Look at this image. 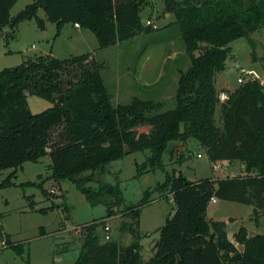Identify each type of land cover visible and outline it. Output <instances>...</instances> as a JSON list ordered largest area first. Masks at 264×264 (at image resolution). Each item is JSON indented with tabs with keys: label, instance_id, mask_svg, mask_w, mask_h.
Returning <instances> with one entry per match:
<instances>
[{
	"label": "trees",
	"instance_id": "obj_1",
	"mask_svg": "<svg viewBox=\"0 0 264 264\" xmlns=\"http://www.w3.org/2000/svg\"><path fill=\"white\" fill-rule=\"evenodd\" d=\"M163 1L191 57L189 68L180 71L176 107L163 110L162 102L140 97L114 105L102 64L91 53L65 59L41 55L4 68L0 71V172L14 170L0 182V190L15 185L12 179L25 162L49 155L52 178L73 181L90 202L106 204L112 217L124 203L123 194L119 185L96 179L98 170L135 152H148L138 164V175L165 169L163 156L171 145L194 138L211 161L239 160L248 175L192 181L181 171L168 172L167 179L147 190L138 204L126 207L132 219L123 224L133 236L129 245L103 241L99 228L104 221L87 223L81 229L83 244L75 264H264V233L249 235L247 227L241 226L234 242L225 221L207 216L213 199L253 205L264 214V84L249 80L230 92L225 102L219 100L216 87L233 41L247 38L254 54L252 34L264 28V0ZM17 2L0 0V29H14L35 19L42 29L47 21L55 23L59 35L65 22H77L96 35L101 48L156 29L146 26L141 16L150 0H36L12 16ZM41 9L46 18L39 16ZM28 95L54 105L34 114ZM219 105L223 126L215 118ZM139 126L150 130L139 131ZM58 127L61 130L52 142L51 133ZM155 191H169L175 209L159 229L154 253L146 260L141 253L139 219ZM43 192L48 194L45 188ZM0 239L20 248L2 225Z\"/></svg>",
	"mask_w": 264,
	"mask_h": 264
},
{
	"label": "rangeland",
	"instance_id": "obj_2",
	"mask_svg": "<svg viewBox=\"0 0 264 264\" xmlns=\"http://www.w3.org/2000/svg\"><path fill=\"white\" fill-rule=\"evenodd\" d=\"M35 1L18 0L11 15H17ZM166 13L164 1L153 0L141 16L146 26L147 20H151L150 26L156 29L106 48L100 47L92 31L76 28L73 22H65L59 35H56L57 25L49 21L45 29L40 28L35 19L23 21L14 29L4 27L0 29V71L41 55L65 59L88 52L102 64L114 105L140 97L162 102L163 110L173 109L177 105L180 71L189 68L191 57L179 27L173 24V13L169 17ZM39 16L46 18L45 11L39 10ZM252 38L255 40L254 54L245 37L231 43L232 52L226 68L216 77L218 91L226 90L230 96V92L250 78L264 79V28L253 33ZM239 67L253 72L245 77L244 83L238 82ZM28 101L34 114L54 105L36 95H28ZM215 118L217 125L223 126L220 105ZM60 130V127L53 129L52 142L57 140ZM138 130L149 131L150 127L139 126ZM170 150L163 156L165 169L157 168L138 175V164L145 161L148 152H135L114 160L106 169L94 174L104 183L119 185L122 191L124 203L115 209L112 217H108L106 204L90 202L73 181L59 182L52 178L49 155L38 162H25L12 179L15 185L0 190V225L12 243L20 245L17 249L0 239V264H75L83 244L81 229L93 221H104L105 225L99 228L103 241L117 240L129 245L133 236L123 224L132 219L126 207L138 204L147 190L155 189L167 179L168 172L181 171L189 180L248 175L244 163L239 160L211 161L207 151L194 138L184 143L177 141ZM13 170L1 171L0 182ZM89 174L90 171L85 173ZM28 182L34 184L28 185ZM93 186H97V182ZM174 209L173 195L169 191H155L150 203L141 208L139 231L143 235L140 243L144 259L153 255V246L160 237L159 229ZM207 216L226 221L231 240L241 226L247 227L249 235L264 233V214L257 212L253 205L219 199L211 201Z\"/></svg>",
	"mask_w": 264,
	"mask_h": 264
},
{
	"label": "built area",
	"instance_id": "obj_3",
	"mask_svg": "<svg viewBox=\"0 0 264 264\" xmlns=\"http://www.w3.org/2000/svg\"><path fill=\"white\" fill-rule=\"evenodd\" d=\"M152 24V21L151 20H147V25H151ZM75 26L76 27H81L80 26V24L79 23H75ZM239 69H240V76H239V78H238V82L239 83H244V81H245V77L247 76V75H251V74H253V72L252 71H248V70H245L243 67H239ZM255 79H258V78H250V80H255ZM260 80V79H259ZM260 82L262 83V84H264V79L263 80H260ZM229 99V95H228V92L227 91H225V90H221L220 91V93H219V100L221 101V102H225V101H227ZM198 156H201V154H198ZM213 201H216V199H213Z\"/></svg>",
	"mask_w": 264,
	"mask_h": 264
},
{
	"label": "crops",
	"instance_id": "obj_4",
	"mask_svg": "<svg viewBox=\"0 0 264 264\" xmlns=\"http://www.w3.org/2000/svg\"><path fill=\"white\" fill-rule=\"evenodd\" d=\"M153 0H150V3L152 2ZM149 6V5H148ZM166 15L169 17V16H171V14L170 13H166ZM170 23V22H169ZM74 26H75V23H74ZM76 27V26H75ZM76 28H82V27H76ZM87 30H89V29H87ZM89 52H91V51H89ZM86 53H88V52H86ZM84 54V53H83ZM81 55V54H80ZM217 87V86H216ZM217 89H218V87H217ZM192 181H196V180H192ZM217 200H219V199H216V201ZM226 222V221H225ZM226 224H227V222H226ZM228 225V224H227ZM226 229H227V227H226ZM227 233H228V231H227ZM234 234H235V232H234ZM81 236V235H80ZM228 237H230L229 236V233H228ZM234 237V236H233ZM82 238V237H81ZM230 239V238H229ZM231 240V239H230ZM232 241H234L235 242V238H234V240H232Z\"/></svg>",
	"mask_w": 264,
	"mask_h": 264
},
{
	"label": "water",
	"instance_id": "obj_5",
	"mask_svg": "<svg viewBox=\"0 0 264 264\" xmlns=\"http://www.w3.org/2000/svg\"><path fill=\"white\" fill-rule=\"evenodd\" d=\"M60 96V94L56 93L54 94V98H58Z\"/></svg>",
	"mask_w": 264,
	"mask_h": 264
}]
</instances>
